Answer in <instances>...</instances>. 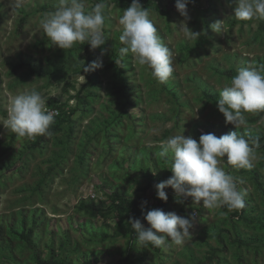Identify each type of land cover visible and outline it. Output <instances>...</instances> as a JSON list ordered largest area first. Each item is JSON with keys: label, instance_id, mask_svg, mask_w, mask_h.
<instances>
[{"label": "rangeland", "instance_id": "obj_1", "mask_svg": "<svg viewBox=\"0 0 264 264\" xmlns=\"http://www.w3.org/2000/svg\"><path fill=\"white\" fill-rule=\"evenodd\" d=\"M99 2L106 4L104 45L93 50L75 43L63 50L40 27L59 0H0V264H35L33 251L19 238L23 217L25 229L35 219L32 241L41 259L53 250L58 262L68 264H193L213 253L206 264H264V192L254 182L256 176L264 184V115L245 113L247 125L235 129L216 107L218 92L239 67H264V18L231 17L235 0H189L187 26L201 35L188 39L177 32L184 18L176 0H139L173 54L174 72L161 84L130 53L121 61L118 21L132 0H85L86 9ZM221 20L222 31L212 32L210 26ZM102 50L103 67L84 72ZM55 71L65 73L64 81L52 76ZM121 84L127 105L116 92ZM32 88L47 99L49 110L69 119L39 148L32 147L34 139L11 140L14 133L4 124L11 98ZM201 126L259 138L250 169L222 165L243 181V219L238 210L208 208L191 198L178 204L173 189L166 202L156 198L154 186L172 175L158 154L160 142L182 129L198 141ZM112 194L147 201L144 213L159 201L165 213L192 217L191 238L180 246L155 247L140 242L134 231L127 257L128 237L108 203ZM87 199L108 205L92 218L79 210V201Z\"/></svg>", "mask_w": 264, "mask_h": 264}, {"label": "clouds", "instance_id": "obj_2", "mask_svg": "<svg viewBox=\"0 0 264 264\" xmlns=\"http://www.w3.org/2000/svg\"><path fill=\"white\" fill-rule=\"evenodd\" d=\"M188 3L189 0H176L175 8L184 19L179 24V30L175 28L186 38L197 40L201 34L187 26L190 19ZM105 8L104 2L96 3L89 10L86 9L85 0H59L56 10L46 13L41 19L40 27L52 45L60 49H70L75 43L88 45L93 50L101 48L105 43ZM231 17L241 21L264 18V0H235ZM118 22L122 26L119 36L121 61L130 53L138 65L151 70L159 83H167L174 72L173 54L158 35L148 10L142 8L139 0H132L131 5L122 11ZM223 24L224 20L217 21L210 29L214 33L220 32ZM104 54L105 50H102L100 57L83 67V71L101 69ZM216 107L225 123L235 129L247 125L245 113L264 112V67H239L230 83L218 92ZM55 115L47 107V99L32 88L11 98L4 124L19 137L35 139L48 134ZM259 147L258 137L248 136L246 139L237 131L219 137L213 133L202 134L197 141L191 135L184 136L182 129L180 134L159 144L158 154L169 165L172 175L154 186L156 198L166 202L168 194L165 189L170 187L175 192V202L178 204L191 198L193 203L208 208L243 209L244 194L238 190V183L243 181L227 173L222 165L250 169L256 158L255 148ZM146 204L147 201L142 202V215L147 227L135 217L128 220L140 242L168 247L169 243L183 245L185 238H191L192 217L175 212L165 213L159 208L144 213Z\"/></svg>", "mask_w": 264, "mask_h": 264}, {"label": "trees", "instance_id": "obj_3", "mask_svg": "<svg viewBox=\"0 0 264 264\" xmlns=\"http://www.w3.org/2000/svg\"><path fill=\"white\" fill-rule=\"evenodd\" d=\"M23 27V21H21L19 23L17 32L19 33L21 31ZM259 28H261L262 30H264V20L260 23ZM121 72V71H120ZM54 78H56L57 80H63L64 81V77H65V73L63 71H55V73H53L52 75ZM126 86L124 84H121L120 86H118L116 92L125 99V104L127 105V102L129 101V97L126 96ZM125 91V92H124ZM118 95V96H119ZM217 103V102H216ZM64 106H59V107H55L53 110L56 111H60L61 108H63ZM74 110H71V112H74L76 109V107H74ZM259 115H264V112H259ZM68 118H66L64 115H60L57 114L54 117V123L50 126L49 130H48V134L44 135V136H37L34 139V142L32 143V147L33 148H39L40 146L47 144L48 141L56 134L61 132V126L66 124L68 122ZM201 129L203 130V134H207V133H213L215 134L217 137L222 136L224 134H226V130L225 128H221V127H215V126H201ZM17 136L15 134H13L11 136V140L14 139V137ZM148 174H150V172L148 171ZM254 182L256 184V188L259 191H263V183H260L258 181V177L254 176ZM150 184H156L155 181H150ZM166 192H171L172 189L169 187L167 189H165ZM108 203L111 204L112 206L115 207V213H116V220L119 223V225L121 226V228H123L126 232V236L128 237L127 239V257L129 256V252L131 250V246L132 243L134 241V229L131 227V225L128 223V220L130 217H135L137 219L141 220V223H144L145 226L147 227V223L146 221L143 219V215H142V200L140 199H133V198H128L126 196H113V194L109 197L108 199ZM80 203V207L79 210L80 211H85L87 213L88 216L94 218L97 217L98 215H101L103 210L105 209L106 205H108V203H105L103 201H93L91 199H87V200H81L79 201ZM245 204V202H244ZM246 205V204H245ZM157 208H163V204L161 202H157L156 204ZM244 213H245V206L243 209H238V218L243 219L244 218ZM25 219L26 217L22 218V226L24 228V230L20 233L19 238L26 244V246L28 248H30L33 251V258H34V263L35 264H68L66 262H58L54 256V252L53 250H50V254L48 255V257L46 259H41L40 255H39V251L36 249V247L33 244L32 241V234L33 231L35 229V219L32 222V226L28 229H25ZM249 221V220H248ZM1 235V233H0ZM238 240V239H237ZM238 242V241H237ZM241 243V242H238ZM242 244V243H241ZM127 257H125L124 260H127ZM215 258L214 254L212 253L211 256L207 257L205 260L206 261H195L193 264H206L208 262H211V260ZM88 264V263H86Z\"/></svg>", "mask_w": 264, "mask_h": 264}]
</instances>
